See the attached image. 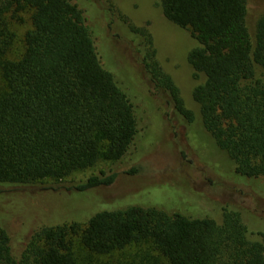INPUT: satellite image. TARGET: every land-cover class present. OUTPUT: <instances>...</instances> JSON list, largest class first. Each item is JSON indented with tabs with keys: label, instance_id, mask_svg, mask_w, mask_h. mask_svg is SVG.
Returning a JSON list of instances; mask_svg holds the SVG:
<instances>
[{
	"label": "trees",
	"instance_id": "obj_1",
	"mask_svg": "<svg viewBox=\"0 0 264 264\" xmlns=\"http://www.w3.org/2000/svg\"><path fill=\"white\" fill-rule=\"evenodd\" d=\"M196 44L186 54L198 118L158 64L149 30L123 20L135 58L185 127L197 122L233 172L264 177V13L251 32L246 0H157ZM86 12L75 0H0V183H57L124 156L138 132L134 98L102 65ZM128 172H135L134 168ZM100 169L69 185L110 184ZM238 209L220 220L155 205L100 209L85 221L32 229L19 256L0 225V264H264V233L250 236Z\"/></svg>",
	"mask_w": 264,
	"mask_h": 264
},
{
	"label": "rangeland",
	"instance_id": "obj_2",
	"mask_svg": "<svg viewBox=\"0 0 264 264\" xmlns=\"http://www.w3.org/2000/svg\"><path fill=\"white\" fill-rule=\"evenodd\" d=\"M84 7L102 65L128 91L136 105L138 132L128 152L112 162L100 161L64 180L33 185L0 183V225L8 229L19 256L33 228L44 223L85 221L100 209L130 204L155 205L188 215L210 214L220 220L222 206L238 209L250 236L264 233V177L236 175L233 165L201 124L183 125L173 104L154 91L135 58L123 20L146 27L155 58L170 75L186 107L198 118L192 88L203 81L186 59L196 44L186 28L168 20L157 0H75ZM246 24L252 32L264 13V0H246ZM135 169L130 173L128 170ZM102 169L115 172L107 185L88 189H51L69 185Z\"/></svg>",
	"mask_w": 264,
	"mask_h": 264
}]
</instances>
